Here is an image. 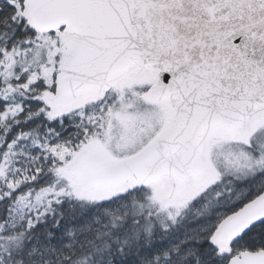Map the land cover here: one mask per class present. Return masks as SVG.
<instances>
[{"label": "snow or ice", "instance_id": "6c2138e0", "mask_svg": "<svg viewBox=\"0 0 264 264\" xmlns=\"http://www.w3.org/2000/svg\"><path fill=\"white\" fill-rule=\"evenodd\" d=\"M0 264H264V0H0Z\"/></svg>", "mask_w": 264, "mask_h": 264}]
</instances>
